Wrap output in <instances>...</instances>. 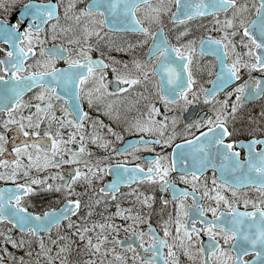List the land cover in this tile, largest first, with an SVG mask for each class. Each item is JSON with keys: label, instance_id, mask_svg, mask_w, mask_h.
I'll return each instance as SVG.
<instances>
[{"label": "snow or ice", "instance_id": "obj_1", "mask_svg": "<svg viewBox=\"0 0 264 264\" xmlns=\"http://www.w3.org/2000/svg\"><path fill=\"white\" fill-rule=\"evenodd\" d=\"M0 11V264H264V0Z\"/></svg>", "mask_w": 264, "mask_h": 264}, {"label": "flooded vegetation", "instance_id": "obj_2", "mask_svg": "<svg viewBox=\"0 0 264 264\" xmlns=\"http://www.w3.org/2000/svg\"><path fill=\"white\" fill-rule=\"evenodd\" d=\"M0 14H2V11H0ZM14 15H15V13H13V17H14ZM113 36L115 38H117V39H120V38H132V39H134L135 38V34H133V33H114ZM113 54L115 55L116 53H113ZM119 55H123V54L121 53ZM117 103L121 106V109L123 110V105L125 103H127V101H117ZM249 107H252L253 111H256V112L259 111L258 107H254V106H249ZM199 111H200V109L197 110V112H199ZM204 111H207V108H205ZM92 114L93 115H98V113H96L94 110L92 111ZM129 114L131 115V114H134V113H129ZM99 115H100V118L105 121V123H108L109 122L108 121V118L106 116H104L103 114H99ZM129 138L130 137L126 134L125 135V139H129ZM242 138H247V133H245ZM117 143H120V142H117ZM155 147L158 150L160 148V146H155ZM98 154H103V153L101 151V152H98ZM137 154L138 155H141L143 157H148L150 155H154V153H151V152H148V151H141V152H138ZM9 158H12V157H9ZM129 162H131V163H142L144 161H129ZM62 167H65L66 168V167H69V166L64 165ZM0 170H2V169H0ZM169 175L172 177V179L177 183V185L179 187H188V185L184 184L182 181H180L178 179V174L169 173ZM206 175L209 178V184H210V176H211V170L210 169L208 170V172L206 173ZM105 179L106 180H110L111 179V176H105ZM4 183H5V181H0V184H4ZM134 187H135V185H134ZM139 187H140L141 190H146V189H149L150 187L152 188V190H153V196H154V201H153V208L154 209H160V208H163L164 207L163 204H162V202H161V200H160V197L161 196H164V197L168 198L169 200H171L170 192L169 191L162 192L160 190L158 184L157 185H154V186H149L147 184H141ZM120 192L121 193L127 192V189L122 186L121 189H120ZM225 194L226 195H230L229 193H225ZM117 195L119 196L120 193H117ZM42 199L45 202H47V201L51 200L52 197H50V196H44V197H42ZM120 203H121V206L122 207H128V206L132 205L134 202H133L132 199H128L126 197H121L120 198ZM114 207H115V202L112 203V206L108 209V211H114ZM171 207H172V205L170 204L168 206V209H171ZM133 211H136V209L133 208ZM166 214H167V209L165 210V218H166ZM158 216H159V212H154V214L151 217V222L154 225L157 224V217ZM142 227H146V225H142ZM158 230H159V228H158ZM16 231L17 230H13V235H15V232ZM204 238L207 239L206 237H204Z\"/></svg>", "mask_w": 264, "mask_h": 264}]
</instances>
